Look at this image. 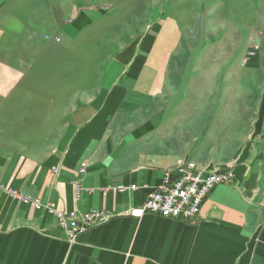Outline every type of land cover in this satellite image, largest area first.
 Returning a JSON list of instances; mask_svg holds the SVG:
<instances>
[{"label":"crops","instance_id":"crops-1","mask_svg":"<svg viewBox=\"0 0 264 264\" xmlns=\"http://www.w3.org/2000/svg\"><path fill=\"white\" fill-rule=\"evenodd\" d=\"M72 17L59 32L91 24L84 12ZM36 21L43 30L41 14ZM9 23L20 32L9 42L0 32V264H264V30H255L259 52L242 86L187 78L176 47L161 55L149 34L116 49L112 78H45L66 67L49 58L61 39L44 46L36 29ZM180 157L231 165L234 181L211 191L195 222L127 215ZM81 162L90 192L75 200ZM8 188L63 211L117 215L69 244L52 214L11 200Z\"/></svg>","mask_w":264,"mask_h":264},{"label":"rangeland","instance_id":"rangeland-1","mask_svg":"<svg viewBox=\"0 0 264 264\" xmlns=\"http://www.w3.org/2000/svg\"><path fill=\"white\" fill-rule=\"evenodd\" d=\"M83 12L90 17L91 24L82 28L81 31L72 28L71 35L66 30V33L62 30L59 32L58 28L64 29V22L71 23L72 16L74 18ZM39 14L43 16V30L36 29V16ZM20 21L28 28L26 31L37 30L38 42L44 40L42 43L44 46L47 45L48 39L49 42L61 39L54 52H50L49 58L66 62L64 65L66 67L54 69L50 74H46L45 69V78H52L56 73L60 76L68 75L70 78L84 76L86 78H112L116 75L117 65L111 58L116 49L119 50V46L124 43L145 42L149 34L155 35V52L159 51L161 55L165 53V48H169L168 46L176 47L172 54L174 57L185 58L186 67L184 69L188 71L187 78L202 76L203 78H220L221 81L224 78H243V82L240 83L243 86L247 84V64L259 52L255 30L257 28L259 31L264 30V0H0V32L7 33L3 38L6 42L16 41L20 32L17 30L19 27L10 26L9 22L13 24ZM158 26L159 28L155 29ZM55 34L57 35L54 36ZM249 36L251 38L248 41ZM3 39H0V44H4ZM124 54L129 55L126 62L131 63L133 61L132 50H126ZM3 55L4 51L1 48L0 61ZM165 55L168 56V53ZM29 56L36 58L32 52H29ZM1 63L5 64V60ZM185 159L192 161L187 157L177 159L174 170L165 173L161 182L150 188L144 200L130 207L126 214L137 217L151 214L167 218L152 213L134 215L131 210L141 206L148 195L157 189L167 176H174ZM194 163L197 169L230 167L233 173L231 165L215 167L199 166L196 162ZM86 167L87 165L83 162L79 164L77 177L72 182L75 185V200L80 198L83 191L90 192L80 184L81 177L86 173ZM233 181L234 173L232 182L226 185H231ZM116 189L118 192H125L135 190L136 186L119 185ZM15 191L31 197L15 188H8L7 193L11 200L24 203L14 195ZM40 203V208H36L30 202L24 204H30L36 210H45L52 214L69 244H73L79 234L104 224L117 215V213L100 208L63 211L53 202L40 200ZM48 204H52L55 211L65 215L73 212L76 217H79L95 210L109 214V218L91 225L70 241L60 227L56 213L47 209ZM199 215L200 211L191 221H180L195 222Z\"/></svg>","mask_w":264,"mask_h":264},{"label":"built area","instance_id":"built-area-1","mask_svg":"<svg viewBox=\"0 0 264 264\" xmlns=\"http://www.w3.org/2000/svg\"><path fill=\"white\" fill-rule=\"evenodd\" d=\"M83 171V170H81ZM233 173L230 167L197 169L193 161L184 160L174 176H167L162 184L152 191L145 202L131 210L134 215L152 213L155 215L191 221L201 208L203 200L217 185L230 184ZM14 195L24 203H33L36 208L41 207L38 198L25 196L14 192ZM47 209L55 212L60 227L66 233V238L72 241L78 233L91 225L105 221L109 214L102 211H89L76 217L73 212L63 214L55 211L52 204Z\"/></svg>","mask_w":264,"mask_h":264}]
</instances>
